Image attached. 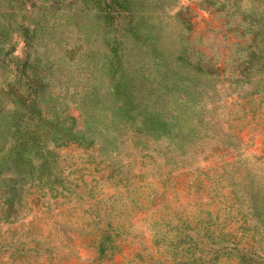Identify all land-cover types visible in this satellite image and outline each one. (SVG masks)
<instances>
[{"label":"rangeland","instance_id":"374dc122","mask_svg":"<svg viewBox=\"0 0 264 264\" xmlns=\"http://www.w3.org/2000/svg\"><path fill=\"white\" fill-rule=\"evenodd\" d=\"M0 264H264V0H0Z\"/></svg>","mask_w":264,"mask_h":264}]
</instances>
